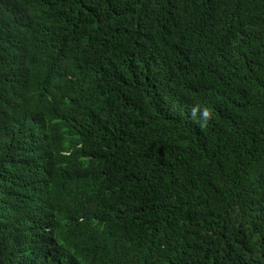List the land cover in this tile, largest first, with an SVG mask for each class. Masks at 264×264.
Returning <instances> with one entry per match:
<instances>
[{
	"label": "trees",
	"instance_id": "trees-1",
	"mask_svg": "<svg viewBox=\"0 0 264 264\" xmlns=\"http://www.w3.org/2000/svg\"><path fill=\"white\" fill-rule=\"evenodd\" d=\"M0 264H264V0H0Z\"/></svg>",
	"mask_w": 264,
	"mask_h": 264
}]
</instances>
